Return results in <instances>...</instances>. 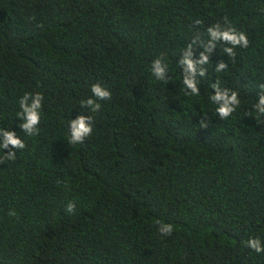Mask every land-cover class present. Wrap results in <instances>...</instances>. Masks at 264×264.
<instances>
[{"label":"trees","instance_id":"obj_1","mask_svg":"<svg viewBox=\"0 0 264 264\" xmlns=\"http://www.w3.org/2000/svg\"><path fill=\"white\" fill-rule=\"evenodd\" d=\"M225 18L249 40L234 57L201 45ZM189 44L210 62L199 95L183 86ZM217 81L240 99L223 120ZM96 83L111 98L92 112L81 101ZM261 85L264 0H0V127L25 143L0 149V264H264L246 246L264 243ZM26 92L43 95L33 136L18 116ZM81 114L93 131L72 145Z\"/></svg>","mask_w":264,"mask_h":264},{"label":"clouds","instance_id":"obj_2","mask_svg":"<svg viewBox=\"0 0 264 264\" xmlns=\"http://www.w3.org/2000/svg\"><path fill=\"white\" fill-rule=\"evenodd\" d=\"M196 24L201 21L196 20ZM207 33L209 39L206 43L201 42L205 52H211L216 47L218 42H223L226 46L223 51L227 52L229 57L235 56V47L241 46L247 48L249 40L247 35L243 31H237L235 27L230 26L227 18H225V26L219 23L208 27ZM198 39V37H197ZM196 41H193L195 43ZM192 44H189L184 50V55L179 61V64L183 69V86L186 95H199L200 90L198 87L197 76H206V69L202 67L205 64L210 63L208 55L205 52L200 53L199 60H193L192 58ZM199 66V67H198ZM227 64L224 61H220L215 66L217 73L222 72L227 68ZM167 71V65L163 63L162 59H156L153 61L152 72L158 80L165 81L168 77L165 76ZM214 94L210 96L211 102L216 105L215 112L219 115L221 120L227 119L239 106L240 99L237 91L229 90L226 87H221L219 82L212 84ZM264 89V85H261ZM92 96L86 100L81 101L82 107L90 108L92 112H96L101 108L99 101L108 100L111 98L110 90L99 84H93L91 86ZM43 95L39 92L30 93L26 92L19 99V105L21 111L18 116L22 118L20 128L28 136L38 134V125L40 123V110L42 108ZM257 116H264V91L258 96V101L254 105ZM201 126L207 127L205 120H201ZM92 117L89 115H78L75 119H71L69 124V138L68 142L72 145L82 144L85 137L92 134ZM12 146L13 149H23L25 147L24 141L16 135L11 129H5L0 127V149H6ZM7 159H15V151H8L6 153ZM75 204L69 202L66 211L73 212ZM158 231L162 235H171L173 231V225L163 222H158ZM247 247L254 250L256 253L264 252V243L261 242L260 238L252 237L249 238L246 244Z\"/></svg>","mask_w":264,"mask_h":264}]
</instances>
